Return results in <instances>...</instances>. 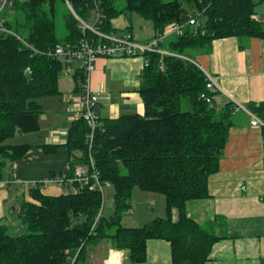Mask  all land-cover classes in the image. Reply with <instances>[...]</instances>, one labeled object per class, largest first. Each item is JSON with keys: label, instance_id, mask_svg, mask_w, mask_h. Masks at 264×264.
<instances>
[{"label": "trees", "instance_id": "obj_1", "mask_svg": "<svg viewBox=\"0 0 264 264\" xmlns=\"http://www.w3.org/2000/svg\"><path fill=\"white\" fill-rule=\"evenodd\" d=\"M95 1L11 0L1 14L15 35L0 32V181L7 178L8 187L26 190L29 198L21 197L18 202L21 232H11L10 225L0 218V264H71L73 258L72 264H78L85 259L88 247L101 241L110 249L126 252L122 264H138L147 258L148 239L169 242L171 264H204L220 237L187 215L186 202L209 197V176L219 170L235 104L214 106L217 92L206 89L205 74L190 51L205 50L212 40L226 36L264 38V23L252 18L260 1L99 0L104 14L100 29L105 33L114 31V18L128 13L150 21L152 37L164 34L170 26L186 29L159 44L167 54L144 53L136 90L143 114L98 115L91 140L86 122L75 118L62 144L40 145L48 155L60 146L68 153L67 175L48 174L49 179L65 180L59 184L61 193H44L43 181L15 184L11 169L6 167L22 159L32 144L8 140L39 131L44 111L39 99L62 93L58 79L63 62L46 51L58 43L76 47L82 37L103 41L90 31L83 34L75 18V14L86 18ZM57 3L66 7L63 40L56 34ZM190 17L196 24H188ZM71 77L72 94H78L85 82L82 68L76 66ZM203 93L210 102L200 97ZM245 108L264 121V101H250ZM77 166L85 169L86 181L74 179ZM94 173L113 189L110 215L100 210L102 193L90 188ZM136 187L163 195L165 215L142 226H124L121 219L130 210ZM174 208L176 220L172 218Z\"/></svg>", "mask_w": 264, "mask_h": 264}, {"label": "crops", "instance_id": "obj_2", "mask_svg": "<svg viewBox=\"0 0 264 264\" xmlns=\"http://www.w3.org/2000/svg\"><path fill=\"white\" fill-rule=\"evenodd\" d=\"M257 1L260 3L255 13L262 17L264 0ZM121 15L125 16L123 21ZM121 15L112 20L114 34L121 35L128 31L139 43L152 37L154 31L150 27L148 37L143 39L141 35V29L146 22L141 24L136 20L133 24L132 16ZM128 25L130 27L126 28ZM178 34L173 32L168 36ZM190 55L221 87L222 91L217 92L213 100L217 109L227 102L245 106L250 101H264V38L254 36L238 39L226 36L212 40L210 47L205 50L190 51ZM144 64L143 56L98 57L95 60L88 84L93 91L99 93L100 117L115 118L121 112L129 111L144 113L142 100L136 91ZM58 85L61 95L47 98L43 106L45 118L40 120V130L32 132H41V137L31 136L32 147L22 159L10 166L11 179L16 181L15 184L19 181L50 183L53 185H44L42 188L44 193L50 195L63 191L59 184L49 181L48 174L52 171L63 173V177L67 175L68 153L60 146L48 155L40 145L62 144L66 139L68 126L75 119L72 103L64 99L72 93V77L61 74ZM232 120L233 124L220 156L219 170L209 176V197L188 200L186 212L192 220L220 237L211 246L210 258L204 264H264V132L259 127L251 126L248 115L243 111H235ZM65 162V170L55 169L56 165H64ZM7 181V178L0 181V218H4L6 222L9 218L15 219L16 224L13 227L19 231L22 229L17 218L18 202L21 200L19 197H29L24 194L26 190H20L16 185L8 187ZM154 202L156 211L157 205ZM164 206L163 201L159 205V216L136 211L134 216L122 217L121 223L124 226L145 225L156 217H163ZM130 210L132 213L131 207ZM177 215L174 208L173 220L177 219ZM169 248V242L164 239H148L147 258L138 264H171ZM112 254L120 256L122 264L125 251L110 249L105 241H101L90 245L85 259L78 264H108Z\"/></svg>", "mask_w": 264, "mask_h": 264}, {"label": "built area", "instance_id": "obj_3", "mask_svg": "<svg viewBox=\"0 0 264 264\" xmlns=\"http://www.w3.org/2000/svg\"><path fill=\"white\" fill-rule=\"evenodd\" d=\"M11 0H0V32L13 34L15 33L9 29L5 24V18L1 15L10 6ZM68 4V3H67ZM86 18H82L75 14L77 20V26L84 34L86 31L92 32L103 39V41L95 43L93 40L82 37L79 44L76 47H66L62 44L55 46L53 50L46 51L49 56L56 57L63 62V68L61 70L62 75H72V72L76 66L82 68L85 74V82L78 94H69L66 99L69 103H72L71 109L74 118H83L89 128V138L92 139L93 132L98 124V103H99V93L93 91L89 86V74L95 67V60L98 57H123L130 58L134 56H143L144 53L150 51H158V53L167 54V52L159 47V44L164 41L168 35L173 32L181 33L183 28L178 26H170L162 35L149 38L144 43H139L131 33L128 31L122 33L121 35H116L113 32L105 33L101 31L100 26L103 22V10L100 7V2H93L92 8L87 13ZM253 20H260L264 23V15L258 17L256 13L252 15ZM189 25L196 24L195 18L190 17L188 21ZM200 66V65H199ZM201 68V67H200ZM202 69V68H201ZM205 74L206 79V89L211 92L222 91L221 87L217 83L216 79L202 69ZM201 98H206L207 102H210V98L204 93L201 94ZM235 111H243L249 118V123L251 126L259 127L264 132V121L261 118H257L255 114L250 112L244 105L234 102ZM66 135V134H65ZM92 164V162H91ZM85 169L82 166L77 167L75 170V179L78 181L87 180L85 177ZM94 183L90 186L91 189H98L102 193V186L106 183H101L97 179V175L92 174ZM49 181L56 184H60L61 180L59 178H50ZM24 185L29 182L34 184L35 181H23ZM110 186V185H109ZM128 210L127 213H130ZM74 258L71 261L73 263Z\"/></svg>", "mask_w": 264, "mask_h": 264}, {"label": "rangeland", "instance_id": "obj_4", "mask_svg": "<svg viewBox=\"0 0 264 264\" xmlns=\"http://www.w3.org/2000/svg\"><path fill=\"white\" fill-rule=\"evenodd\" d=\"M164 1H166V0H164ZM183 3H184V7H186L189 10L191 9L186 1H184ZM57 8H58V13H57V16H56V34H57V36H58V38L60 40H63L64 37H65V34L67 32V29H66V25H65V22H64V18H63L64 16L62 14L66 11V7L64 5H62V4H60V3H57ZM126 15H127V17H130V16L133 17V20H132L133 24H135L136 20H139V22H141V24L143 22H146L145 23L146 25H144L143 28L141 29V35H142L143 39L149 36V29L148 28L149 27L152 28L151 25H150L151 24L150 21L143 20L136 13H128ZM120 18L123 21L125 19V16L121 15ZM200 21L204 22V17H201ZM113 23L116 24L115 21H113ZM139 29H140V27H139ZM185 29H186V26L183 27V30H185ZM175 37H176L175 35H171V36H169L167 38V40H169L170 38L174 39ZM142 42H140V43H142ZM39 101L42 102L43 104H45L47 102V98H41V99H39ZM44 118H45V114L42 113L41 116H40V120L41 119L43 120ZM73 120H75V119H73ZM20 136H22V137H20ZM31 136H36L37 138H40L41 137V132L40 133H26V134L16 135L15 137L9 139L8 142H11V143H32L31 142L32 141ZM88 138H89V134H88ZM27 141H29V142H27ZM77 167H79V166H77ZM64 168H66V162H65L64 165H56L55 166V169L65 170ZM6 169L8 170V169H12V168L9 167V165H8L6 167ZM60 180L61 181H65L64 179L63 180L60 179ZM45 185H47V187H48L49 185L52 186L53 184L47 183ZM133 190L134 191H133V194H132L131 206H130L131 209H132L133 215H132V213H130V214L125 213L123 215V217L127 216V215L128 216H134L136 211L137 212H141L142 214H146V215H156V216L160 215L159 205L163 204V201H164L163 195L157 194V193H151V192L148 193V192H145V191H141L137 187L135 189H133ZM109 194H110V197L108 196ZM112 195H113L112 187L109 186V185L104 184L102 186V206H101V209H100L101 211H103L104 215H110V214L113 213L114 204H113ZM19 199H22V198L19 197ZM153 201H155L156 205H157V210L156 211H155V208H154L155 206L153 204ZM7 223L10 225V231L11 232H15L16 233V232H21L22 231L21 228L19 229V231H17V230H15L16 228L13 227L16 224V220L15 219H10L9 218ZM125 255H126V252H125ZM117 259H119V263L118 264H120V257L117 258Z\"/></svg>", "mask_w": 264, "mask_h": 264}, {"label": "bare ground", "instance_id": "obj_5", "mask_svg": "<svg viewBox=\"0 0 264 264\" xmlns=\"http://www.w3.org/2000/svg\"><path fill=\"white\" fill-rule=\"evenodd\" d=\"M162 33V32H161ZM154 37V36H153ZM169 37V36H168ZM162 46V44H161ZM120 256L116 255L114 256L113 254L109 256V259H108V264H118L119 263V258Z\"/></svg>", "mask_w": 264, "mask_h": 264}]
</instances>
